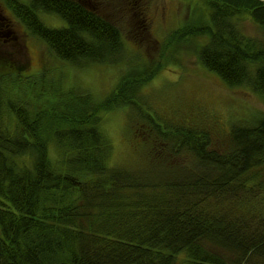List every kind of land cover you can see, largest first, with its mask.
Here are the masks:
<instances>
[{"label": "trees", "instance_id": "1", "mask_svg": "<svg viewBox=\"0 0 264 264\" xmlns=\"http://www.w3.org/2000/svg\"><path fill=\"white\" fill-rule=\"evenodd\" d=\"M206 2L208 27L177 29L170 43L206 36L196 52L202 64L227 86H249L264 97V45L233 19L248 14L264 30V0ZM10 5L66 62L129 63L122 31L94 9L73 0ZM41 11L65 25H45ZM10 62L0 53L9 70L0 71V264H181L180 257L183 264H264V116L234 126L222 150L206 129L147 116L150 149L155 142L162 159L166 151L194 159L191 169L162 175L150 155L148 176L109 164L112 145L101 125L117 107L143 116L141 104L149 103L141 87L164 64L132 67L101 100ZM20 79L33 93L28 101L10 95Z\"/></svg>", "mask_w": 264, "mask_h": 264}, {"label": "rangeland", "instance_id": "2", "mask_svg": "<svg viewBox=\"0 0 264 264\" xmlns=\"http://www.w3.org/2000/svg\"><path fill=\"white\" fill-rule=\"evenodd\" d=\"M91 2L96 7L93 11L100 12L122 31L129 63L77 66L58 58L42 40L37 39L29 43L27 61H22L26 68L21 73L42 74L58 81L66 89L74 87L88 90L97 99L104 100L132 67L142 69L149 67L151 63L153 66L164 64L156 77L141 87L140 98L149 103V108L146 104H141L143 116H137L126 106L113 108L105 113L101 128L112 145L110 165L139 168V173L152 176L153 172L145 164L150 155H154V159L150 160L151 168L164 170L162 175L168 172L178 175L181 170L192 168L194 159L184 157L181 152L167 154L163 148L166 154L162 159L159 144L153 142L157 137L154 138L153 135V149L149 148L151 125L147 116L156 117L157 120L159 118L160 124L170 121L206 129L219 150L228 148L234 126H252L264 116L263 96L249 86H227L217 73L209 70L197 58L198 49L208 42L206 36L170 43L171 35L177 29L187 31L208 27L211 23V11L206 0ZM41 13L42 11L40 17L45 25L53 28L65 25L61 18ZM233 19L245 35L264 45V30L248 14H237ZM1 65L3 64H0V71L9 73ZM9 65L16 67V64ZM19 84L18 90L10 93L12 100L28 101L33 94H30L28 83L20 79ZM38 105L34 104V107ZM50 156L53 159L57 157L54 150H51ZM180 260L183 264L184 257H180Z\"/></svg>", "mask_w": 264, "mask_h": 264}, {"label": "flooded vegetation", "instance_id": "3", "mask_svg": "<svg viewBox=\"0 0 264 264\" xmlns=\"http://www.w3.org/2000/svg\"><path fill=\"white\" fill-rule=\"evenodd\" d=\"M10 1H17L29 5L30 0H0V53L7 56L11 64L24 65L27 61L29 43L39 39L26 27L25 23L13 11ZM85 8L95 9L91 0H73ZM44 15H54L42 12ZM40 15V14H39ZM52 18L59 19V16ZM51 18V19H52Z\"/></svg>", "mask_w": 264, "mask_h": 264}]
</instances>
